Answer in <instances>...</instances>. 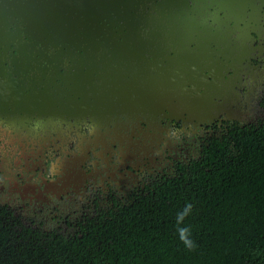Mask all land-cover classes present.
I'll list each match as a JSON object with an SVG mask.
<instances>
[{
    "label": "flooded vegetation",
    "instance_id": "obj_1",
    "mask_svg": "<svg viewBox=\"0 0 264 264\" xmlns=\"http://www.w3.org/2000/svg\"><path fill=\"white\" fill-rule=\"evenodd\" d=\"M44 1L52 2L56 10L52 15L56 27L61 21L57 11L72 20L78 16L76 22L82 24L64 23V29L38 21L29 24L22 14L28 9L26 0H0V91L13 90L8 102L0 101V201L22 213L34 209H28L31 201L57 204L80 201L85 196L86 201H94L99 191L104 194L118 189L107 180L106 188L98 187V170L138 174L133 162H141L140 150H147L141 149L145 146L143 134L159 142L158 136L167 129L185 132L227 115L221 111L213 120L194 123L134 109L110 113L117 99L111 89L116 90L117 85L101 68V47L92 45L104 44V37L113 31L114 35L125 31L128 16L124 15V5L94 17L83 12L91 8L90 0H85L84 7L83 0L68 2V8L61 6L60 0ZM212 1L188 0L176 10V17L180 19L184 13L204 34L218 29L225 32L220 48L211 46L215 54L207 64L217 71L219 60H225L222 55L228 57L235 70L223 69L222 78L230 76L235 81L226 108L233 118L243 119L239 116L243 114L240 98L248 90V81L254 79L247 94L255 96L257 106L264 91V0H225L224 10ZM163 4V0H141L134 5L135 11L130 9L137 16L148 15L149 24L155 26L157 18L164 22L173 13L164 8L160 13ZM81 12L85 15L80 16ZM197 45L194 39L190 46L195 49ZM240 54L242 59H236ZM262 74L256 86V77ZM17 105L21 108L15 110ZM63 107L77 111L67 114ZM82 107L100 112L93 114L88 108L90 113H84Z\"/></svg>",
    "mask_w": 264,
    "mask_h": 264
},
{
    "label": "trees",
    "instance_id": "obj_2",
    "mask_svg": "<svg viewBox=\"0 0 264 264\" xmlns=\"http://www.w3.org/2000/svg\"><path fill=\"white\" fill-rule=\"evenodd\" d=\"M258 107L181 132L125 192L28 213L0 201V264H264V91Z\"/></svg>",
    "mask_w": 264,
    "mask_h": 264
},
{
    "label": "water",
    "instance_id": "obj_3",
    "mask_svg": "<svg viewBox=\"0 0 264 264\" xmlns=\"http://www.w3.org/2000/svg\"><path fill=\"white\" fill-rule=\"evenodd\" d=\"M26 1L28 9L22 14L28 19L29 24L38 21V24H50L56 27L54 16H52L56 10L51 6L52 2ZM74 1L76 0H60V4L68 8V2ZM83 1V3L82 0L80 1L82 7L86 5V1ZM139 1L141 0H124V2L122 0H90L88 4L91 8H87V11L83 9L85 14L90 16L91 13L92 16L99 17L100 14L110 10L118 11L117 8L122 3L124 15L128 16L123 33L114 35L113 31L104 37V44L92 45V48L101 47L103 51L101 68L106 73L105 77L111 78L110 80L117 85L116 90L111 89L113 93L115 92L112 95H116L117 99L116 107L109 108L110 113L117 109L118 112L134 109L144 114H161L176 120L200 123L207 119L213 120L221 111H226L227 115L222 119L233 118L226 106L231 102L228 97L235 80L229 78L230 76L227 80H223L222 70L234 71L235 68L225 55H222L225 60H219L221 65L217 71L211 64H207V61L211 60L215 54L211 46L214 44L215 47L220 48L222 35L226 37L225 32L218 29L216 32L204 34V31L198 29L197 22L189 20L184 13L180 19H177L176 10L182 7V4L187 5L188 0H163L164 4L160 13L163 8L173 13L171 16L167 15L164 22L163 18L159 17L154 21L155 26L150 25L151 18L148 20V15L137 16L130 9ZM210 1L213 3L212 0ZM214 2L219 5V10L227 8L224 7L225 0H214ZM110 6L114 8L111 9ZM84 13L81 12L80 16L85 15ZM59 14L61 21L58 20L57 23L61 29H64V23L67 25L74 23L76 26L82 24V22H76L78 16L72 20L64 16V12L57 11L56 15L59 16ZM46 16H49L51 20L47 21ZM59 27L56 28L59 29ZM146 27L147 30H142ZM115 38L122 39L115 41ZM194 39L199 42V46L192 49L190 45ZM240 57H242L241 54L237 55L236 59L241 60ZM10 91L13 92L12 89L1 90L0 101L8 102L12 95ZM17 98L20 100V96ZM18 106L15 110L21 108ZM88 108L82 107L81 110L84 113L92 111L93 114L100 112L97 108H89V111ZM62 109L67 114L77 111L73 108L68 110L63 107Z\"/></svg>",
    "mask_w": 264,
    "mask_h": 264
},
{
    "label": "rangeland",
    "instance_id": "obj_4",
    "mask_svg": "<svg viewBox=\"0 0 264 264\" xmlns=\"http://www.w3.org/2000/svg\"><path fill=\"white\" fill-rule=\"evenodd\" d=\"M260 77H263V74L256 77V80H257L256 86H257V84L260 83L259 82L261 80ZM253 80L248 81V90H246L244 92L243 96H241V98H240V103L242 104V107H240V110L242 109L243 114H241L239 116H241L242 118L251 117L254 114H257L258 112H260V110H258L259 107L256 105V102H255V100H256L255 96L252 95L249 97V94H247V92L251 89L250 86L255 84L253 82ZM259 88H260V86H259ZM186 132H189V130L186 129L185 133ZM180 133H181V131H172L170 129H167L166 131H162L161 132L162 135L158 136L160 139L159 142L153 141L150 134H143V136H144L143 138L145 139V143H144L145 146L141 147V149L147 148V150H146V152L140 150V152H141L140 155H141V157H143V160L141 162L139 161V159H137V162H135V161L133 162L136 169L138 170V174H134V175L133 174H125L124 175L123 173L118 174L117 171H119V170L111 172V170L108 168L107 169H101V170H98V172L95 174V176L100 174V180L96 179L97 183H98L97 184L98 187H102L103 189L106 188V187H104L105 186L104 182L107 180L109 182H114L113 184L118 186V190L121 193L129 190L131 187H133L139 183V181L142 179V177H141L142 174H144L147 171L152 172L151 170L153 168L158 167L159 165H163V162H161V161H163L165 153L166 154L172 153L173 149H176L175 146H176V143L178 142L177 136H179ZM153 137L158 138L157 136H153ZM149 139H151V140H149ZM148 143L149 144L151 143V146H148ZM150 148H152V149L150 150ZM139 173H140V175H139ZM79 200L82 202V201H86L87 199L85 196ZM80 201H77V200L72 201V202L71 201H63V202H61V204L65 205V203H68V202H70L71 204H75L76 202H80ZM47 203H49V204H47ZM55 204L52 202L50 203V201H31L29 206H28V209L30 210V207H31V208H34V210H35V209L40 208L44 205L52 206ZM65 206H69V205L66 204Z\"/></svg>",
    "mask_w": 264,
    "mask_h": 264
}]
</instances>
